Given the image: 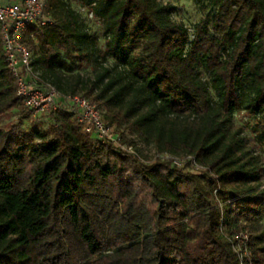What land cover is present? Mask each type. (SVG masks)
Instances as JSON below:
<instances>
[{"label":"trees","instance_id":"trees-1","mask_svg":"<svg viewBox=\"0 0 264 264\" xmlns=\"http://www.w3.org/2000/svg\"><path fill=\"white\" fill-rule=\"evenodd\" d=\"M198 3L189 31L160 0H46L52 24L23 33L36 82L94 102L118 144L64 102L30 123L0 35V118L18 115L0 127V264H264V0Z\"/></svg>","mask_w":264,"mask_h":264},{"label":"built area","instance_id":"built-area-1","mask_svg":"<svg viewBox=\"0 0 264 264\" xmlns=\"http://www.w3.org/2000/svg\"><path fill=\"white\" fill-rule=\"evenodd\" d=\"M52 24L46 11V0H0V35L7 66L16 81V93L34 115H46L60 102L67 103L75 112L87 133L99 140L119 143V138L107 125L97 105L79 94L62 95L50 84H38L32 66V53L22 41V35L32 24ZM128 150L132 146H123ZM175 163L180 160L175 158ZM244 237V236H243Z\"/></svg>","mask_w":264,"mask_h":264},{"label":"rangeland","instance_id":"rangeland-1","mask_svg":"<svg viewBox=\"0 0 264 264\" xmlns=\"http://www.w3.org/2000/svg\"><path fill=\"white\" fill-rule=\"evenodd\" d=\"M162 3H170L174 5L175 11L172 14V17L176 20L182 21L189 31H192L193 23L196 22L199 17L201 16V11L198 6L199 1H206V0H160ZM77 12L79 13V16L85 25L86 28H88L90 31H95L98 29V22L95 20V18L92 16L90 12L87 11L86 8H79L77 6H74ZM99 42H102V37H100ZM99 64H96V70H100L101 67L108 66L111 61L108 60H98ZM91 71L90 68L86 70H81L82 77H92L95 71ZM17 111H11L0 118V127L7 126L10 123H14L17 121ZM30 123H34L38 127L47 128L49 125L48 119L46 115H34L31 114L30 117ZM28 124V123H27ZM112 127V131H113ZM114 132V131H113ZM115 133V132H114ZM136 146L139 149V154L141 157H147V158H154L157 156L156 151L153 147L143 144L139 140H135ZM264 187V186H263ZM255 230L261 231L264 230V218L262 221L257 223L255 225Z\"/></svg>","mask_w":264,"mask_h":264}]
</instances>
